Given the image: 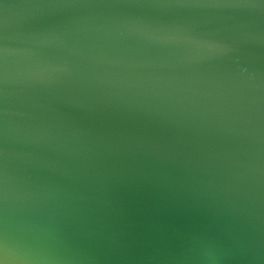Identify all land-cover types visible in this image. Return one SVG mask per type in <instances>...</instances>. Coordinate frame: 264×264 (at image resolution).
<instances>
[{
    "label": "water",
    "instance_id": "water-1",
    "mask_svg": "<svg viewBox=\"0 0 264 264\" xmlns=\"http://www.w3.org/2000/svg\"><path fill=\"white\" fill-rule=\"evenodd\" d=\"M0 264H264V0H0Z\"/></svg>",
    "mask_w": 264,
    "mask_h": 264
}]
</instances>
